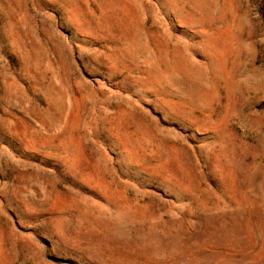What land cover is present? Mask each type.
<instances>
[{"label":"rangeland","instance_id":"rangeland-1","mask_svg":"<svg viewBox=\"0 0 264 264\" xmlns=\"http://www.w3.org/2000/svg\"><path fill=\"white\" fill-rule=\"evenodd\" d=\"M0 264H264V0H0Z\"/></svg>","mask_w":264,"mask_h":264}]
</instances>
